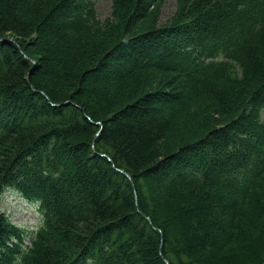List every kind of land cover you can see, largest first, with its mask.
<instances>
[{
    "label": "trees",
    "instance_id": "1",
    "mask_svg": "<svg viewBox=\"0 0 264 264\" xmlns=\"http://www.w3.org/2000/svg\"><path fill=\"white\" fill-rule=\"evenodd\" d=\"M164 2L0 0V264H264V0Z\"/></svg>",
    "mask_w": 264,
    "mask_h": 264
},
{
    "label": "rangeland",
    "instance_id": "2",
    "mask_svg": "<svg viewBox=\"0 0 264 264\" xmlns=\"http://www.w3.org/2000/svg\"><path fill=\"white\" fill-rule=\"evenodd\" d=\"M96 1V7L98 9V12L100 14L101 19L107 18L108 15L111 13L112 9V3L113 0H95ZM179 1L180 0H165L163 7H162V13H161V22H166L168 19H171L179 10ZM184 27V30L182 31V34L188 33L189 31L194 30L193 28ZM174 36H166L164 37L165 40H163L166 44H168L170 47H173V44L169 43L168 40L175 39L180 34H173ZM194 42L197 44V40H194ZM208 43V40L205 41V44ZM199 48H201L200 45H198ZM162 45L159 46V49L157 52L161 53ZM176 49L178 51H183V49H186V46L183 44L176 45ZM157 52H154L156 54ZM190 59L189 55H186V57H182V59H179L178 62L185 64V60ZM177 107H171L168 110V114L174 113L175 115L180 112H178ZM181 117V114L178 115ZM244 168H241L243 170ZM0 211L4 212L13 222L18 223L19 225L25 227L28 231V239L27 242L30 243V234H34L37 228L40 226L41 223V215L40 212L35 204H31L29 202H26L22 196L6 192L4 194V198L0 203Z\"/></svg>",
    "mask_w": 264,
    "mask_h": 264
},
{
    "label": "water",
    "instance_id": "3",
    "mask_svg": "<svg viewBox=\"0 0 264 264\" xmlns=\"http://www.w3.org/2000/svg\"><path fill=\"white\" fill-rule=\"evenodd\" d=\"M166 262H168V260H166Z\"/></svg>",
    "mask_w": 264,
    "mask_h": 264
}]
</instances>
